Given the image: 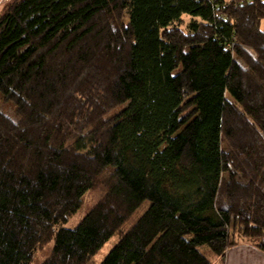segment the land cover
Segmentation results:
<instances>
[{"label":"trees","instance_id":"obj_1","mask_svg":"<svg viewBox=\"0 0 264 264\" xmlns=\"http://www.w3.org/2000/svg\"><path fill=\"white\" fill-rule=\"evenodd\" d=\"M0 99V264H95L116 233L99 264L264 254V0H14Z\"/></svg>","mask_w":264,"mask_h":264},{"label":"rangeland","instance_id":"obj_2","mask_svg":"<svg viewBox=\"0 0 264 264\" xmlns=\"http://www.w3.org/2000/svg\"><path fill=\"white\" fill-rule=\"evenodd\" d=\"M14 0H0V15L3 14V11L5 10V8L11 4ZM189 19H186V23H188ZM0 111H2V113H5L7 116H10L11 118L13 117V112L11 113L10 111V107L7 104H4L1 99H0ZM216 123L213 125V130H212V136L218 140L221 141V137H219V126H217L218 120H215ZM214 121V122H215ZM222 142V141H221ZM221 149H224V145L221 143ZM216 173H215V177H214V186H213V192L216 190V186L218 185V181L225 176V174L221 173V171L219 170V165H217L216 169H215ZM104 194V187L100 186L97 187L96 189H92L88 192H86L83 196H82V204L79 208V211L76 212L75 214L69 216V218L67 219L66 223L61 224L64 228H75L77 225H79L80 220L85 217L89 212L90 209L92 208L93 205H95L102 197V195ZM146 207L144 206L143 209H139L137 210L133 215H131L128 220L124 223V225L121 227V230H123V232H125V230H127L130 226H132L135 221L137 220V217H139L144 211H145ZM234 232L230 231V235H231V241H240L241 238H239L236 234H233ZM118 237L119 234L116 233L114 234L113 237H111L108 241H106V243L103 245V247L96 252V254L93 257V262L95 264H99L101 263L104 258L109 254V252L113 249L114 245L117 243L118 241ZM52 248V244H48L45 247H43L42 249L38 250L37 253L34 255L35 257L33 258V260L30 262V264H42L47 258L48 255L50 254ZM201 252L205 255L206 257L212 262L215 263L216 260H214L213 255L210 253L209 249H207L206 246H203L201 248ZM226 263V262H225Z\"/></svg>","mask_w":264,"mask_h":264},{"label":"crops","instance_id":"obj_3","mask_svg":"<svg viewBox=\"0 0 264 264\" xmlns=\"http://www.w3.org/2000/svg\"><path fill=\"white\" fill-rule=\"evenodd\" d=\"M225 259V264H264V254L245 243L230 247Z\"/></svg>","mask_w":264,"mask_h":264}]
</instances>
